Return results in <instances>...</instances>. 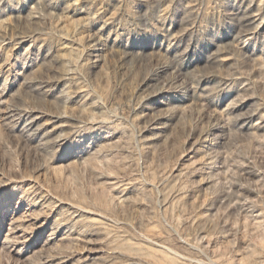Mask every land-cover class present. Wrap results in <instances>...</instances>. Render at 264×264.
<instances>
[{
	"label": "rangeland",
	"instance_id": "1",
	"mask_svg": "<svg viewBox=\"0 0 264 264\" xmlns=\"http://www.w3.org/2000/svg\"><path fill=\"white\" fill-rule=\"evenodd\" d=\"M56 263L264 264V0H0V264Z\"/></svg>",
	"mask_w": 264,
	"mask_h": 264
},
{
	"label": "bare ground",
	"instance_id": "2",
	"mask_svg": "<svg viewBox=\"0 0 264 264\" xmlns=\"http://www.w3.org/2000/svg\"><path fill=\"white\" fill-rule=\"evenodd\" d=\"M249 13V12H248ZM247 13V14H248ZM246 14V15H247ZM249 14H251V12L249 13ZM253 14V13H252ZM249 16H251V15H249ZM252 18V17H251ZM250 18V19H251ZM250 21V20H249ZM246 30V29H245ZM247 31V30H246ZM245 32V31H244ZM249 32H251L250 30H249ZM248 32V33H249ZM248 33H246L245 32V34L247 35ZM244 35V34H243ZM249 36V35H248ZM178 37V36H177ZM248 38V37H247ZM242 40V39H241ZM237 43V42H236ZM208 58V57H207ZM215 58H217V57H215ZM221 60V59H220ZM219 61V60H218ZM230 61V60H229ZM165 71V70H164ZM157 74V73H156ZM149 78V77H148ZM208 78V77H207ZM167 81V80H166ZM158 86V85H157ZM163 86H166V85H163ZM159 87H161V86H159ZM168 87V86H167ZM167 87H164V88H167ZM164 88H162V90L161 91H159V92H157L156 91V93L154 92V95H153V97H154V99H156V100H171V101H174L175 102V100L176 99H180V96H182L181 94H179L180 96L178 97L177 96V94H174L173 92H171L170 90H164ZM172 88H173V85H172ZM177 90H178V88H177ZM179 90H180V88H179ZM182 90L184 91V88H182ZM201 90H202V88H201ZM200 90V91H201ZM153 92V91H152ZM183 93V92H182ZM198 93V92H197ZM184 94V93H183ZM187 95V94H186ZM194 95V94H193ZM191 96V95H190ZM195 97H196V95H195ZM186 98H187V96H186ZM188 99V98H187ZM193 100H196V98H194ZM164 102V101H163ZM146 103V102H145ZM172 104V103H171ZM175 105V104H174ZM179 105V104H178ZM177 106V105H176ZM181 107V106H180ZM165 108V107H164ZM144 109V108H143ZM166 111H168L169 112V110H167L166 109ZM44 113V112H43ZM147 113V112H146ZM38 118V117H37ZM210 119V118H209ZM216 121V120H215ZM214 121V122H215ZM216 123V122H215ZM252 125V124H251ZM263 125V124H262ZM221 126V125H220ZM212 127V126H211ZM158 134V133H157ZM213 134V133H212ZM213 141V140H212ZM152 142V141H151ZM214 143V142H213ZM193 144V143H192ZM202 144V143H201ZM192 146V145H191ZM202 148V147H201ZM210 148V147H209ZM213 148V147H212ZM199 154V153H198ZM201 155V154H200ZM219 159V158H218ZM222 161V160H221ZM205 163V162H204ZM217 167V166H216ZM209 172V171H208ZM249 193H251V192H249ZM249 195V194H248ZM232 199V198H231ZM17 231V230H16ZM109 254V253H108ZM102 255V254H101ZM88 256V255H87ZM80 259V258H79ZM89 263V262H88ZM57 264V263H56Z\"/></svg>",
	"mask_w": 264,
	"mask_h": 264
}]
</instances>
